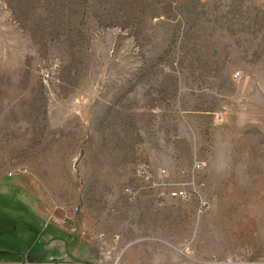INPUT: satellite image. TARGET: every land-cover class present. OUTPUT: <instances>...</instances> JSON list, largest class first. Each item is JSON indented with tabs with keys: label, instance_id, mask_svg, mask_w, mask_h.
<instances>
[{
	"label": "rangeland",
	"instance_id": "374dc122",
	"mask_svg": "<svg viewBox=\"0 0 264 264\" xmlns=\"http://www.w3.org/2000/svg\"><path fill=\"white\" fill-rule=\"evenodd\" d=\"M16 179L96 264H264V0H0Z\"/></svg>",
	"mask_w": 264,
	"mask_h": 264
},
{
	"label": "crops",
	"instance_id": "0c3cea01",
	"mask_svg": "<svg viewBox=\"0 0 264 264\" xmlns=\"http://www.w3.org/2000/svg\"><path fill=\"white\" fill-rule=\"evenodd\" d=\"M15 183L0 186V264H96L97 244L77 225L50 219Z\"/></svg>",
	"mask_w": 264,
	"mask_h": 264
},
{
	"label": "built area",
	"instance_id": "2783aa9c",
	"mask_svg": "<svg viewBox=\"0 0 264 264\" xmlns=\"http://www.w3.org/2000/svg\"><path fill=\"white\" fill-rule=\"evenodd\" d=\"M197 167H198V166H197ZM159 173H160V174H163V171H159ZM137 174H138V176H140V177L143 178V179H149V178H151L150 173H148V172L145 171L144 169H141V171H139ZM129 194H130V198L133 199V197H134L133 193H130V192H129ZM171 195H172L173 197H176V198L186 199V193H185V191H183V190H179V191H176V192L174 191L173 193H171ZM204 206H205L204 204H201V205H200L199 212H201V211L204 210V208H205ZM102 237H103L102 235H99V236H98V239H99V241H100L103 245H105L104 242H102V240H103ZM115 239H117V238L115 237Z\"/></svg>",
	"mask_w": 264,
	"mask_h": 264
}]
</instances>
